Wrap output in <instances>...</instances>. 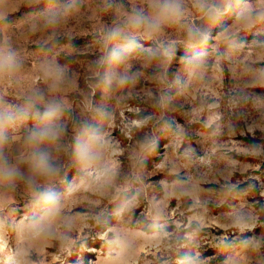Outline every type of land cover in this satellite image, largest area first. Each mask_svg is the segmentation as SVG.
I'll return each mask as SVG.
<instances>
[{
    "label": "rangeland",
    "instance_id": "obj_1",
    "mask_svg": "<svg viewBox=\"0 0 264 264\" xmlns=\"http://www.w3.org/2000/svg\"><path fill=\"white\" fill-rule=\"evenodd\" d=\"M174 2L0 0V264H264V0Z\"/></svg>",
    "mask_w": 264,
    "mask_h": 264
},
{
    "label": "clouds",
    "instance_id": "obj_2",
    "mask_svg": "<svg viewBox=\"0 0 264 264\" xmlns=\"http://www.w3.org/2000/svg\"><path fill=\"white\" fill-rule=\"evenodd\" d=\"M160 9H161V12L163 14H170V13H179V4L175 3L174 0H161V3L159 5ZM201 9L203 10V5H200ZM208 11H214V9H209ZM130 23L133 27H140L142 24H147L149 28L151 29H156L159 27V20L156 19V20H145L141 17H132L131 20H130ZM119 35V31H116V32H113L112 33V37H116ZM192 35L191 31H190V36ZM126 40H128L129 42L122 45V47L125 49V50H131L132 47H134V44L132 43V38L131 37H125ZM203 39H207L206 36L203 37ZM113 58L119 60L120 57L117 55V53L113 52L112 54ZM112 76L109 75L106 77V81L108 83H111V80H112ZM127 77H124V78H121L120 79V83L123 84L125 81H126ZM42 135L46 136V135H49L48 132H45L43 133ZM52 135L54 136L55 133H52ZM89 152H90V146H86L82 152V155L84 157H88L89 156ZM40 165L41 167H43L45 170H47L48 166H47V163H46V157L44 156H41L40 157ZM40 195V198L46 202H53L52 201V197L49 196L47 193H41L39 194Z\"/></svg>",
    "mask_w": 264,
    "mask_h": 264
}]
</instances>
